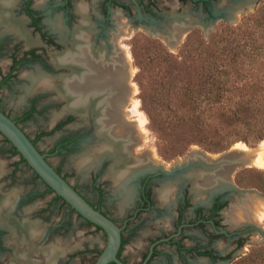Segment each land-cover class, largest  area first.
I'll list each match as a JSON object with an SVG mask.
<instances>
[{
  "label": "flooded vegetation",
  "instance_id": "af4514ba",
  "mask_svg": "<svg viewBox=\"0 0 264 264\" xmlns=\"http://www.w3.org/2000/svg\"><path fill=\"white\" fill-rule=\"evenodd\" d=\"M218 1L0 0V110L68 181L50 157L75 152L76 160L83 158L96 197L69 182L121 228L117 257L123 264H226L246 241V229L229 227L230 188L205 184L200 170L178 162H151L134 152L130 133H117L124 120L120 99L127 98L117 83L125 66L116 37L122 22L129 23L121 16L157 28L132 19L134 7L143 15L168 7L177 23L190 18L184 8H203L213 17ZM52 103L62 104L50 113L52 128L31 135L24 123L48 114ZM65 127L52 149L40 148L43 136ZM24 166L31 173L22 178ZM109 198L117 214L108 211ZM55 203L68 214L59 224L49 218ZM73 215L101 231L106 244V232L58 195L0 131V264H75L73 249L55 237L56 230L69 232ZM104 247L94 251L97 258Z\"/></svg>",
  "mask_w": 264,
  "mask_h": 264
},
{
  "label": "rangeland",
  "instance_id": "374dc122",
  "mask_svg": "<svg viewBox=\"0 0 264 264\" xmlns=\"http://www.w3.org/2000/svg\"><path fill=\"white\" fill-rule=\"evenodd\" d=\"M250 3L256 4L244 5L243 11L240 10L236 14V20H217L210 32H207L201 25L193 26L190 31L184 34L182 41L175 45H170L162 39L161 32L154 34L147 30L142 21L134 22L127 16H121L124 21L129 22L128 29L132 28L129 33L120 36L118 46L122 47L123 54L126 53L129 57L131 76L126 80L125 85L128 89L130 85L133 88L130 96L128 94L129 98L122 106L121 112L128 126L133 128L131 134L134 138L133 146L136 154L144 155L151 162L170 164L183 161L192 150L203 149L212 155L222 156L237 142H244L251 149L264 143V139L256 143L241 140L219 151L209 150L200 144L183 147L179 139L181 128L173 109L176 106L177 92L180 91L178 90L179 84L183 83L182 76H178L180 69L184 66L189 68L194 63L207 65L209 62L208 51L216 45L229 47L233 44L231 41L235 37L238 42H241V46L248 44L242 55L243 59H246L247 67H251L249 64L252 65L250 58L246 56L247 52L253 50L257 54H261V58L264 56V48L261 49L264 44V26L258 25L256 21L257 15L264 9V0H250ZM184 9L187 11L184 12ZM184 9L182 10L184 15L190 17L189 21L194 23L198 19L209 23L213 18L203 8H194L190 11L188 8ZM133 15L132 19L134 20L145 19L155 24L158 31L165 27L163 25L174 24L176 21L168 7L155 10L154 15H143L139 8L134 7ZM254 44L261 45V47ZM193 59L195 61H192ZM253 66L259 68L260 64ZM55 109L60 111L62 104L52 103L48 114L26 121L24 123L26 131L34 136L40 130H50L52 128L50 113ZM140 117L143 119L142 122ZM76 123L77 121L69 126L74 128ZM66 128L43 136L38 141L40 148L44 151L52 149L67 130ZM161 128L164 129V133L160 130ZM75 155V152H63L51 156L50 161L55 166L62 168L63 173L72 184L82 189L89 197L94 198L96 193L88 184L90 171L83 169L85 167L79 164L81 158L76 160ZM30 173L29 168L24 166L22 178L25 175L29 176ZM232 180L245 190V193L238 194L232 191L233 196L227 212V218L230 221L229 227L235 230L246 229V241L243 248H240L226 264H260V258L256 255L264 252V209L257 204V199L264 197V167L251 165L240 167L232 174ZM250 196L252 199H249ZM50 198L51 194L43 196L44 200ZM107 204L108 211L117 214L116 205L112 203L111 198ZM67 216L65 207L55 203L49 218L55 224H59ZM55 237L61 238L64 245L73 249L71 258L75 264H93L97 258V253L94 251L103 248L106 240L101 231L91 226H85L76 215L71 216L69 232L64 233L60 229L56 230ZM130 246L131 250H137L132 244H129ZM82 250L86 252L80 253Z\"/></svg>",
  "mask_w": 264,
  "mask_h": 264
},
{
  "label": "trees",
  "instance_id": "16d2710c",
  "mask_svg": "<svg viewBox=\"0 0 264 264\" xmlns=\"http://www.w3.org/2000/svg\"><path fill=\"white\" fill-rule=\"evenodd\" d=\"M256 21L264 26V9ZM231 43L210 49L207 65L194 63L180 69L178 76L183 83L179 93L176 91L173 109L183 147L200 144L219 151L237 141L256 143L264 139V56L247 52L252 63L247 67L242 55L248 44L241 46L236 37ZM258 63L259 68L253 66ZM160 130L164 133L163 128ZM256 256L264 264V252Z\"/></svg>",
  "mask_w": 264,
  "mask_h": 264
},
{
  "label": "water",
  "instance_id": "95a60500",
  "mask_svg": "<svg viewBox=\"0 0 264 264\" xmlns=\"http://www.w3.org/2000/svg\"><path fill=\"white\" fill-rule=\"evenodd\" d=\"M246 4L255 5L256 3L251 4L250 0H219L215 4L213 18L209 23H205L201 19L194 23L186 18H182L181 20H177L176 24L167 23L163 25L165 27L162 28L161 31H158L157 28L154 27H151V29L147 28V30L154 34L161 32L163 36L171 40L179 38L181 29L186 27H190L188 30L190 31L193 26L201 25L207 32H210L217 20H236V14L240 12V10L242 12ZM0 131L12 142L27 160L29 165L58 195L66 200L84 218L100 226L106 232L107 241L105 247L94 264H109L111 262L123 264L117 257L121 245V228L111 218L96 209L66 178H64L46 159L45 155L41 153L24 130L1 110ZM211 155V153L203 149L192 150L181 163L179 162V166L181 168L197 169L214 174L221 167H225L226 165H229L231 171L234 166H238V168L244 166L248 167L242 162L243 158L240 152L228 150L225 154L216 159L212 158ZM222 184L224 187L230 188L234 192L245 193V190L240 188L232 178L223 181Z\"/></svg>",
  "mask_w": 264,
  "mask_h": 264
},
{
  "label": "bare ground",
  "instance_id": "6f19581e",
  "mask_svg": "<svg viewBox=\"0 0 264 264\" xmlns=\"http://www.w3.org/2000/svg\"><path fill=\"white\" fill-rule=\"evenodd\" d=\"M120 21H121V19H120ZM119 27H121V32L116 37V41L117 42L120 39V36H122L124 34H127V33H129L132 30V28H131V30H129L128 27L123 24V22H122V25L119 26ZM189 29H190V27H186V28L181 29L180 34H179V38L174 39V40L168 39L167 37H165L163 35H162L161 38L164 39V40H166L168 42V44L175 45V44H178L180 41H182V37L184 36V34ZM123 51H124V49H123ZM121 64H123L125 66V68H123V66H121L120 68H118V70H117V76H118L117 83H118V87L121 89L120 92L122 94H125L126 97L129 98L128 97V94L130 96V93L132 92L133 88H132V85H130V87L128 89L126 87L125 81H124V80H128V78L131 76V69H130L129 57H128V55L126 53L123 54V61L121 62ZM32 77L36 78L37 75L34 74V75H32ZM48 80H50V79H48ZM51 80H53V79H51ZM87 88H89V87H87ZM57 90H58L59 94L61 96H63L62 88L57 87ZM118 98L119 99L122 98V95H120ZM127 98H126L125 101H123L122 99H120L121 100L120 101V105L121 106H124L125 105V103L127 101ZM140 120H141V122L143 121V119L141 117H140ZM119 122H120L121 130L117 131V133L120 134L122 132L123 133L128 132V133H130V136H131L132 135L131 133L133 132V128L132 127H129L128 126V123L125 120H123V119H119ZM127 137H128V135H127ZM230 150L231 151L240 152L242 154V158H243V161L242 162L244 163V165L264 167V143H262L259 147L255 148V149H251L250 147H248V145L246 143H244V142H237L233 146V148L230 149ZM211 156L214 159H216V158L219 157L218 155H211ZM179 162H181V161H178V163ZM79 164L80 165H83V167H84L83 158L79 159ZM237 168H238V166H234L232 168V171H231L229 165H226L225 167H221L215 174L214 173L205 172V171H200V172H202L201 175H203V177H204L205 184H213V183H220V184H222L223 181H227V180H230L232 178V174L234 173L235 170H237ZM218 179H219V181H218ZM222 186H223V184H222ZM238 194H242V193H238ZM249 199H252L251 196L249 197ZM257 204H259L264 209V197H258Z\"/></svg>",
  "mask_w": 264,
  "mask_h": 264
}]
</instances>
